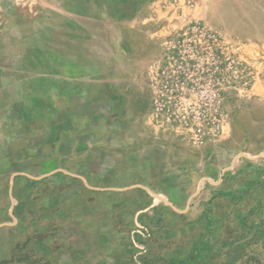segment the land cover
<instances>
[{
    "label": "crops",
    "instance_id": "crops-1",
    "mask_svg": "<svg viewBox=\"0 0 264 264\" xmlns=\"http://www.w3.org/2000/svg\"><path fill=\"white\" fill-rule=\"evenodd\" d=\"M187 1L0 0V264H194L264 197V78L211 139L155 122Z\"/></svg>",
    "mask_w": 264,
    "mask_h": 264
},
{
    "label": "rangeland",
    "instance_id": "rangeland-1",
    "mask_svg": "<svg viewBox=\"0 0 264 264\" xmlns=\"http://www.w3.org/2000/svg\"><path fill=\"white\" fill-rule=\"evenodd\" d=\"M187 4L191 18L165 45L169 57L154 59L145 77L160 129L205 141L264 78V0ZM203 92L216 96L205 101ZM218 216L219 232L208 235L206 251L193 263L264 264V197L222 202Z\"/></svg>",
    "mask_w": 264,
    "mask_h": 264
},
{
    "label": "built area",
    "instance_id": "built-area-1",
    "mask_svg": "<svg viewBox=\"0 0 264 264\" xmlns=\"http://www.w3.org/2000/svg\"><path fill=\"white\" fill-rule=\"evenodd\" d=\"M201 96H202V99L203 100H205V101H210V100H212L216 95H215V93L214 92H210V93H205V92H203L202 94H201Z\"/></svg>",
    "mask_w": 264,
    "mask_h": 264
}]
</instances>
